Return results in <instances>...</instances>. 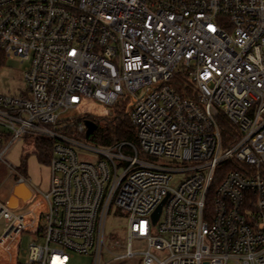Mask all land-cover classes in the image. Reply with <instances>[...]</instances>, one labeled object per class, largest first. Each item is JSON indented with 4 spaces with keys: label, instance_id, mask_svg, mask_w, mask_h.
Segmentation results:
<instances>
[{
    "label": "built area",
    "instance_id": "1",
    "mask_svg": "<svg viewBox=\"0 0 264 264\" xmlns=\"http://www.w3.org/2000/svg\"><path fill=\"white\" fill-rule=\"evenodd\" d=\"M0 49L27 84L0 93V161L23 136L53 141L49 189L20 178L30 198L0 200V264H264V0H0ZM120 101L139 146L78 139L109 114L90 104Z\"/></svg>",
    "mask_w": 264,
    "mask_h": 264
},
{
    "label": "rangeland",
    "instance_id": "2",
    "mask_svg": "<svg viewBox=\"0 0 264 264\" xmlns=\"http://www.w3.org/2000/svg\"><path fill=\"white\" fill-rule=\"evenodd\" d=\"M0 93L4 94H13L19 95L26 88V80L24 78V68L26 63H23L19 57L13 56L8 57L6 55L0 56ZM177 72L181 73L179 69ZM89 108L94 112L104 115L107 112L111 116L110 110L117 112H126V102L120 101L115 105H100L94 107L89 105ZM113 113V114H114ZM87 119L84 120L85 132L79 134L78 139L86 143L87 145L100 148L106 145L96 142L90 139L88 135V126L86 124ZM2 128L0 127V130ZM40 138L36 135L21 137L14 142H12L10 148L8 149L5 155V161H0V200L5 202L8 197L12 194L15 184L20 178H24L27 185L34 191H47L50 186L51 180V171L49 163L40 161L37 154V139ZM136 146H139V141L134 143ZM82 155H92L96 157L97 154L89 150H79ZM142 157V154H141ZM150 159V157H146ZM26 163V171H20V167L23 163ZM12 164V166H8ZM182 173L174 174L172 178V185L176 186L179 182V179L182 178ZM28 200V199H27ZM16 206V205H14ZM126 215L125 213L117 206L113 205L106 216L105 222V240L108 248L115 254H121L125 251V248L116 245V242L125 244L127 241L126 238ZM4 229V222L0 223V235ZM32 234H25L22 238L21 243V257L25 255L23 253L24 249L29 246V243L32 241ZM114 255L105 251L103 262L109 261ZM93 255L89 254H79L74 253V256L71 258L70 264H92ZM123 260H112L107 264H123Z\"/></svg>",
    "mask_w": 264,
    "mask_h": 264
},
{
    "label": "trees",
    "instance_id": "3",
    "mask_svg": "<svg viewBox=\"0 0 264 264\" xmlns=\"http://www.w3.org/2000/svg\"><path fill=\"white\" fill-rule=\"evenodd\" d=\"M3 55L4 54L0 49V56ZM175 85L180 93H187L184 89L182 80L180 81L178 79ZM89 118H91L96 124V128L90 134V139L104 145H110L121 141L137 142L135 126L126 112L120 111L106 117L90 115ZM52 144V140L45 138L37 139V154L40 161L45 163L50 162L52 156ZM20 171H26L25 162L20 167Z\"/></svg>",
    "mask_w": 264,
    "mask_h": 264
},
{
    "label": "water",
    "instance_id": "4",
    "mask_svg": "<svg viewBox=\"0 0 264 264\" xmlns=\"http://www.w3.org/2000/svg\"><path fill=\"white\" fill-rule=\"evenodd\" d=\"M86 124L88 126V135H90L93 132V130L96 128V124L93 120H89V119L86 121ZM30 196H31V190L27 187V185L24 182L18 181V183L15 184L13 188V192L8 199V203L11 207H14V205H17L18 202L17 197H21L24 201H26L27 199L30 198ZM162 204L163 202L157 207L154 213L155 220L158 218L161 212Z\"/></svg>",
    "mask_w": 264,
    "mask_h": 264
}]
</instances>
